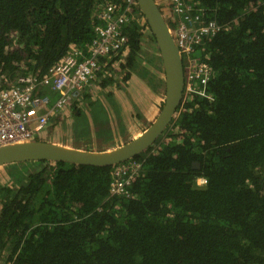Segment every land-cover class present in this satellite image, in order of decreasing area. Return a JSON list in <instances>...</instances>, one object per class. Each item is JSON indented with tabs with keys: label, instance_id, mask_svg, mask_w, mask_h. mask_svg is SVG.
I'll use <instances>...</instances> for the list:
<instances>
[{
	"label": "trees",
	"instance_id": "obj_1",
	"mask_svg": "<svg viewBox=\"0 0 264 264\" xmlns=\"http://www.w3.org/2000/svg\"><path fill=\"white\" fill-rule=\"evenodd\" d=\"M159 1L177 26L172 0ZM186 2L221 26L194 52L213 67L211 97L183 92L165 131L128 160L142 169L126 195L110 190L119 164L0 167V264H264V0ZM109 4L122 13L129 0H0V89L88 52ZM135 10L144 26L125 27L126 48L102 57L97 76L133 110L150 105L143 89L165 92L155 36Z\"/></svg>",
	"mask_w": 264,
	"mask_h": 264
},
{
	"label": "built area",
	"instance_id": "obj_2",
	"mask_svg": "<svg viewBox=\"0 0 264 264\" xmlns=\"http://www.w3.org/2000/svg\"><path fill=\"white\" fill-rule=\"evenodd\" d=\"M178 18L177 37L185 70V93L211 97L207 85L213 76L212 65L197 57L199 44L214 37L220 24L205 18V9L193 6L186 0H172ZM136 0H129L126 10L119 13L113 4L100 14L102 23L96 27L97 38L88 52L74 48L43 77L20 76L8 88L0 89V146L27 140L44 130L52 116L67 108L97 79L102 68L101 58H111L127 45L125 27L140 20ZM141 163L126 161L119 164L113 176L111 194L122 196L134 177L140 173ZM207 178L200 177L198 185L204 186Z\"/></svg>",
	"mask_w": 264,
	"mask_h": 264
},
{
	"label": "water",
	"instance_id": "obj_3",
	"mask_svg": "<svg viewBox=\"0 0 264 264\" xmlns=\"http://www.w3.org/2000/svg\"><path fill=\"white\" fill-rule=\"evenodd\" d=\"M136 4L155 36L164 67V102L155 120L144 131L128 139V142L107 149L69 145L60 143L59 139L52 141L51 137L38 140L36 138L41 136V131L30 139L0 146V167L40 160L95 166L118 165L137 156L165 131L177 113L185 88L184 62L178 45L177 26L171 27L169 24L175 17L167 8L159 6V0H136Z\"/></svg>",
	"mask_w": 264,
	"mask_h": 264
},
{
	"label": "rangeland",
	"instance_id": "obj_4",
	"mask_svg": "<svg viewBox=\"0 0 264 264\" xmlns=\"http://www.w3.org/2000/svg\"><path fill=\"white\" fill-rule=\"evenodd\" d=\"M101 84V80H94L91 86L83 91L78 99L72 101L67 108L52 116L43 133L44 138L51 137L52 141H58L59 139L60 143L81 145V147L94 149L96 147H107L108 145H112V143L116 145H119L121 142L125 143L127 139H125L122 130L130 126L133 130L131 135H134L148 125L143 117V112L139 110L131 109L136 117L130 118V116H126L125 118L121 111L123 107L121 108L118 103L120 101L117 102L120 106V111L115 112L114 110H107L105 108L110 118L104 119L106 113L101 108V103L104 106L109 103L110 96L109 98L107 96L112 88L111 86L104 87ZM161 89H163L162 95H164V87ZM85 93H87L86 99H83ZM126 104L127 102H125ZM78 105V108H81V113H77L73 109V106L77 107ZM126 109L128 110V108ZM138 112L140 113L139 115H137ZM115 121H118L117 126L115 125ZM50 127L54 134L56 130L57 135L50 134Z\"/></svg>",
	"mask_w": 264,
	"mask_h": 264
},
{
	"label": "crops",
	"instance_id": "obj_5",
	"mask_svg": "<svg viewBox=\"0 0 264 264\" xmlns=\"http://www.w3.org/2000/svg\"><path fill=\"white\" fill-rule=\"evenodd\" d=\"M115 92L117 93V92H119L118 90H115ZM143 92L145 93V97H143V98H148V99H150L151 100V102L149 101L148 103L150 104V105H148V104H146V103H144V107L142 106V107H140L138 110L141 112H143V117L145 118V121L147 122V126L146 127H143L138 133H135L134 135H131L132 134V132H133V130L130 128V126H129V128L127 127V128H125L124 130H122L123 131V134H124V137H125V139H131V138H133L134 136H136V135H138L141 131H144L154 120H155V118L157 117V115H158V111L160 110V107H161V105H162V103H163V99H164V95H162V89L159 91V93H157V94H155V93H153V92H151V91H149L148 89L147 90H145V89H143ZM164 94V93H163ZM117 95V94H116ZM118 96H121L120 94L118 95ZM111 97V96H110ZM119 104H120V106H121V111L123 112V115L125 116V118H126V116H130V118H134V116L136 117V115H135V113L133 112V111H131V107H129V105H128V103L125 105V102H123L122 100H121V103L119 102ZM126 108H128V110L126 109ZM124 110V111H123ZM119 117H121V116H119ZM108 118H110V116L108 115V117H107V119ZM128 119V118H127ZM98 121H100V120H98ZM120 121V120H119ZM117 123H118V121H115V125L117 126ZM127 124H129L128 122H127ZM114 125V124H113ZM114 129V128H113ZM77 133H79L78 131H77ZM126 142V141H125ZM128 142V141H127ZM118 145H116V144H114V143H112V145H108L107 147H105L106 149L107 148H114V147H117Z\"/></svg>",
	"mask_w": 264,
	"mask_h": 264
},
{
	"label": "flooded vegetation",
	"instance_id": "obj_6",
	"mask_svg": "<svg viewBox=\"0 0 264 264\" xmlns=\"http://www.w3.org/2000/svg\"><path fill=\"white\" fill-rule=\"evenodd\" d=\"M140 19H141V21H140V22H141V25L144 26V24H145V20H144V18L142 17V15L140 16ZM126 46H127V45H126ZM126 46H125V48H126ZM125 48H124V49H125ZM124 49H123V50H124ZM126 50H127V49H126ZM124 53H126V52H124ZM111 58H112V57H111ZM121 62H122V61H121ZM115 66H117V64L114 63V67H115ZM118 74H119V75H118ZM118 74L116 75V79H115V80H117V81L119 80V81H120V80L122 79V75L120 76V72H119ZM111 88H112V90H113V86H111ZM87 89H88V88H87ZM112 90H111V91H112ZM115 90H116V89H115ZM111 93H112L113 95H110L111 97H110L109 103L106 104V106H104V105L100 102V103H101V108H103V110H104L105 113H106V114L104 115V119H107V117H108V114H107V112H106V109H107V110H108V109H111V110H114L115 112L120 111V106H119L120 104L118 105V103H119L118 101H120V103H121V100L123 101V99H124V98H121V96H118L119 94L122 95L121 92H117V93H116V92L114 91V92H111ZM109 94H110V93H108V96H107L108 98H109ZM116 94H117V95H116ZM113 99H116V100H113ZM117 102H118V103H117ZM163 102H164V101H163ZM162 105H163V103H162ZM105 108H106V109H105ZM137 110H138V109H137ZM109 112H110V111H109ZM138 113H139V112H138ZM139 114H140V113H139Z\"/></svg>",
	"mask_w": 264,
	"mask_h": 264
}]
</instances>
